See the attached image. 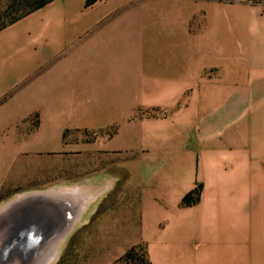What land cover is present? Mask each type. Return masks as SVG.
Masks as SVG:
<instances>
[{
	"label": "crops",
	"instance_id": "0c3cea01",
	"mask_svg": "<svg viewBox=\"0 0 264 264\" xmlns=\"http://www.w3.org/2000/svg\"><path fill=\"white\" fill-rule=\"evenodd\" d=\"M243 54L264 93V0H52L24 15L0 30V189L9 167L77 146L68 134L113 129L107 149L120 145L128 166L154 165L168 194L161 221L125 226L123 255L264 264V95L230 133L195 138L211 102L228 101L219 86L228 55L238 65ZM199 180L200 201L182 206ZM115 225L91 224L85 262L110 261L100 255L112 254L103 241ZM83 261L71 254L65 264Z\"/></svg>",
	"mask_w": 264,
	"mask_h": 264
},
{
	"label": "rangeland",
	"instance_id": "374dc122",
	"mask_svg": "<svg viewBox=\"0 0 264 264\" xmlns=\"http://www.w3.org/2000/svg\"><path fill=\"white\" fill-rule=\"evenodd\" d=\"M39 1L0 0V26L29 11ZM235 56L237 55H228L227 72L226 75H222L223 83L219 85L222 87V94L229 95L228 101L221 103L217 98L218 101L211 102L212 114L197 122V128L201 131L196 133L197 140L201 138L217 140L224 132L230 133L236 128V123L239 124L252 114V99L258 94L264 95L262 86L256 84L260 73L252 66L250 55H238L241 59L238 65L233 61ZM211 89L213 92H219V87ZM169 111V107L164 108L158 112V117L164 122L168 121L169 118L166 117ZM148 114L149 111L144 110L141 115ZM164 134L166 136V131ZM66 137L69 142H78L77 146H70L59 153L37 154L33 165L19 164L9 167L1 184L0 211L9 203L30 193L75 192L84 197V210L57 246V252L52 260L49 259L46 264L52 262L65 264L71 254L82 257L84 261L80 264H96L85 262V258L93 257L92 243L89 242L93 238L90 227L97 222L113 223L119 229L117 234L116 231L114 233L110 231L107 241H103V245L108 246L110 243L114 245L108 249L113 250L112 254L106 252L107 254L100 255L102 259L109 257L110 261L100 264H147L140 255V249L136 250L139 256L126 258L123 255L124 249L115 243L126 240L127 237L123 238V234L129 235V232L123 230L127 224L131 222L154 224L167 216L166 213H160L168 194L165 193L166 188L162 189L156 182V167L144 165L141 158H137L128 166L124 163L127 160L125 151L118 148L120 145L107 149V143L118 137L116 130L111 129L105 133L82 131L68 134ZM5 167L3 164L0 169ZM202 191L203 184L199 180L191 192L193 193L191 204L200 201ZM191 204H184L181 201L182 206ZM194 215L198 217L197 212H194ZM77 242L83 243L78 245L75 251L74 246Z\"/></svg>",
	"mask_w": 264,
	"mask_h": 264
},
{
	"label": "water",
	"instance_id": "95a60500",
	"mask_svg": "<svg viewBox=\"0 0 264 264\" xmlns=\"http://www.w3.org/2000/svg\"><path fill=\"white\" fill-rule=\"evenodd\" d=\"M41 193L20 197L0 211V264H43L70 225L66 203Z\"/></svg>",
	"mask_w": 264,
	"mask_h": 264
},
{
	"label": "bare ground",
	"instance_id": "6f19581e",
	"mask_svg": "<svg viewBox=\"0 0 264 264\" xmlns=\"http://www.w3.org/2000/svg\"><path fill=\"white\" fill-rule=\"evenodd\" d=\"M44 195L55 197L56 199L62 201L63 203H66V205L69 207V209H71V212H72V218H71L70 225L68 226V228L65 230L64 233H62L55 239L53 247H52V251L49 254V256L45 258V261L43 263V264H46L48 259H52V257L55 255V253L57 252V246L66 237V235L72 228L73 224H75L76 221L79 219L81 212L84 210L85 202L83 201L84 197L76 194L75 192H64L63 191V193H59V194L46 192L44 193Z\"/></svg>",
	"mask_w": 264,
	"mask_h": 264
},
{
	"label": "trees",
	"instance_id": "16d2710c",
	"mask_svg": "<svg viewBox=\"0 0 264 264\" xmlns=\"http://www.w3.org/2000/svg\"><path fill=\"white\" fill-rule=\"evenodd\" d=\"M50 1H52V0H40V1L37 2V3H36V4H35V5H34L29 11L25 12L24 14H22L21 16L15 18V19H13V20L10 21L9 23L4 24V25H1V26H0V30H1L2 28L6 27L7 25H9V24L15 22L16 20L20 19V18L23 17L24 15H26V14H28V13H30V12L36 10V9L41 8L42 6H44L45 4H47V3L50 2ZM91 2H92V0H87V3H88V4L91 3ZM192 194H193V193H189V194L185 195V197H183V199H182V202H183L184 204H191V203L193 202ZM125 256H126V258L134 257L130 252H128Z\"/></svg>",
	"mask_w": 264,
	"mask_h": 264
}]
</instances>
